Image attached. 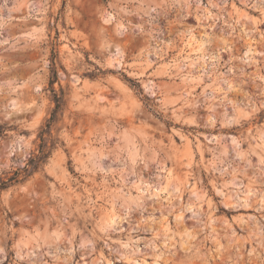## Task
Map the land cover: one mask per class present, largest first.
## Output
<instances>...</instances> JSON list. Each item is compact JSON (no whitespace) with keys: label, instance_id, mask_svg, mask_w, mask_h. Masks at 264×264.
<instances>
[{"label":"rangeland","instance_id":"obj_1","mask_svg":"<svg viewBox=\"0 0 264 264\" xmlns=\"http://www.w3.org/2000/svg\"><path fill=\"white\" fill-rule=\"evenodd\" d=\"M15 172L0 264H264V0H0Z\"/></svg>","mask_w":264,"mask_h":264},{"label":"trees","instance_id":"obj_2","mask_svg":"<svg viewBox=\"0 0 264 264\" xmlns=\"http://www.w3.org/2000/svg\"><path fill=\"white\" fill-rule=\"evenodd\" d=\"M53 58H55V56H53ZM130 83H132L133 86H136V84H134L132 81H130ZM62 97H63L62 92H60L59 95L53 92V100L55 102V106L51 112L49 119L47 120L46 124L39 133V138L41 142L39 144L38 155L30 159V165L32 166L33 169H36L42 162L45 161V159L49 155L50 150L55 145V140L51 137V127L52 124L55 122L59 114V111L61 110L63 104ZM18 176L19 173L15 172L14 175L7 180V182L0 181V189L5 188L7 184L10 182H16Z\"/></svg>","mask_w":264,"mask_h":264},{"label":"water","instance_id":"obj_3","mask_svg":"<svg viewBox=\"0 0 264 264\" xmlns=\"http://www.w3.org/2000/svg\"><path fill=\"white\" fill-rule=\"evenodd\" d=\"M51 161V160H50Z\"/></svg>","mask_w":264,"mask_h":264}]
</instances>
